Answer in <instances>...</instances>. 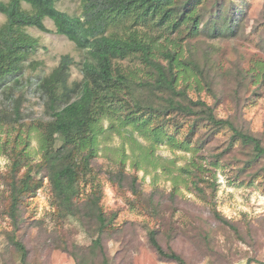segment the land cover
Returning <instances> with one entry per match:
<instances>
[{"label":"rangeland","instance_id":"obj_1","mask_svg":"<svg viewBox=\"0 0 264 264\" xmlns=\"http://www.w3.org/2000/svg\"><path fill=\"white\" fill-rule=\"evenodd\" d=\"M212 1L205 6H211ZM246 1L247 16L233 38L211 39L203 32L192 36L186 24L172 33L160 27L138 28L139 35L156 36L159 45L172 46L175 42L184 56L190 53L199 59L208 71L207 80L216 84V96L208 91L204 80L201 93L192 88L189 95L215 105L219 117L232 118L240 129L258 135L264 142V82L260 78L264 70V0ZM81 3L82 0H56L59 9L73 15L82 12ZM5 21L6 16L0 13V26ZM45 23L50 31L26 29L36 39V48L24 62L19 81L13 80L9 87L0 89V264H77L76 256L81 258L80 264H180L158 256L148 241L150 229L158 231L166 250L183 257V264H247L249 259L253 260L250 264H264V159L242 170L251 156L250 148L237 142L230 147V131L223 129L213 134L208 124L200 125L189 138L190 118L177 117L167 123L169 133L189 144V150L173 148L166 141L157 144L153 156L156 167L142 159L141 149L129 137L133 135L146 146L151 141L132 126H120L119 119L115 127L122 134L110 129L108 118L101 120L100 126L109 134L99 136L92 170L80 184V199L101 189V205L110 220L102 235L108 263L102 253L91 249L98 236L96 221L84 218L82 212L76 217L62 215L45 177L20 205V216L14 225L8 214L11 176L16 170L17 180L24 178L30 167L35 169L40 164L39 129L51 118L39 84L59 65L64 54L75 58L69 84L81 81L82 62L88 55L58 34L52 20L46 19ZM207 51L211 52L210 60ZM119 62L124 69L139 65L134 58ZM152 124L162 123L156 117ZM23 148L20 157L16 151ZM124 154L128 156L125 177L112 181L111 175L120 171ZM134 160L140 162L139 170L133 167ZM16 161L19 167L13 170ZM183 166H190L198 175L182 173ZM31 171L34 175L35 171ZM173 178L177 181L176 194ZM15 240L26 246L25 263Z\"/></svg>","mask_w":264,"mask_h":264},{"label":"trees","instance_id":"obj_2","mask_svg":"<svg viewBox=\"0 0 264 264\" xmlns=\"http://www.w3.org/2000/svg\"><path fill=\"white\" fill-rule=\"evenodd\" d=\"M207 2L209 0H82V12L73 15L59 9L56 0H0V13L6 16L5 23L0 26V89L9 87L13 80L19 81L24 62L37 44L26 29L35 27L50 31L46 19L53 21L58 34L67 37L79 50L88 52L82 62L81 81L69 84V70L75 58L64 54L59 65L39 84L51 118L39 129L40 164L35 169L30 167L25 177L17 180L15 169H18L19 161L14 163L8 212L14 225L20 216V205L34 194L45 177L62 215L76 217L82 212L84 218L96 221L98 236L91 249L104 256L102 235L110 220L101 205V189L94 190L82 200L80 184L92 170L100 145L99 136L105 133L104 136L108 137L109 131L100 126L105 117L111 122L110 129L115 128L118 134L122 131L115 127L117 119L120 126H132L151 141V145L146 146L133 135L129 137L141 149L142 159L155 167L158 164L153 156L157 144L166 141L173 148L189 150V144L167 129L169 119L177 117L191 119L189 138L202 124H208L213 134L223 129L230 131V147L237 142L251 150L242 170L264 159L261 137L240 129L232 118L219 117L216 106L200 96L194 99L189 95L192 88L200 94L201 81L204 80L208 91L216 96V84L207 80L208 71L199 59L190 53L184 56L183 49L175 42L172 46L159 45L156 36L139 35L138 27L143 25L160 27L172 33L186 24L193 31L192 36L203 32L211 39L236 37L247 16V1L213 0L211 6L206 7ZM207 53L210 60L211 52ZM133 58L139 64L136 67L124 69L119 62ZM260 78L264 82V70ZM156 117L162 124H152ZM24 150L15 151L22 157ZM126 157L125 154L121 157L120 171L116 176L111 175L112 181H121L125 177ZM139 164L134 160L132 165L139 170ZM194 166L198 168L196 163ZM164 169L171 171L167 166ZM31 170L35 171L34 175ZM180 170L190 176L194 174L190 166H183ZM173 180V193L176 194L177 181ZM136 182L137 175L134 174L132 185L135 186ZM133 190L139 194L137 187ZM148 241L161 259L184 263L180 254L162 246L156 229L148 231ZM15 246L22 252L25 263L26 246L18 240H15ZM103 259L108 263L106 256ZM75 260L77 264L81 263L78 256ZM252 261L249 259L247 264Z\"/></svg>","mask_w":264,"mask_h":264}]
</instances>
